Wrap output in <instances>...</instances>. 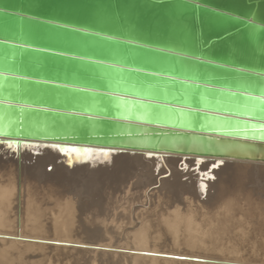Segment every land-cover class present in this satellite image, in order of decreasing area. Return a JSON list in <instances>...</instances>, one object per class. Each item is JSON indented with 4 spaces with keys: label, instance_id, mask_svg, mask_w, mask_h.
I'll list each match as a JSON object with an SVG mask.
<instances>
[{
    "label": "water",
    "instance_id": "obj_1",
    "mask_svg": "<svg viewBox=\"0 0 264 264\" xmlns=\"http://www.w3.org/2000/svg\"><path fill=\"white\" fill-rule=\"evenodd\" d=\"M1 138L264 162V0H0Z\"/></svg>",
    "mask_w": 264,
    "mask_h": 264
},
{
    "label": "rangeland",
    "instance_id": "obj_2",
    "mask_svg": "<svg viewBox=\"0 0 264 264\" xmlns=\"http://www.w3.org/2000/svg\"><path fill=\"white\" fill-rule=\"evenodd\" d=\"M0 145L7 147L4 141ZM12 146L7 151L17 186L8 208L0 210V264H264V174L251 163H244L242 171L218 174L210 169L212 162L203 161L207 165L200 163L194 170L191 157L182 162V156H175L178 162L172 168H152L132 161L93 162L84 156L68 167V159L57 150L44 155L34 152L33 145ZM27 171L33 174V195L41 206L33 213L24 208L31 196L23 186ZM68 199L76 203L71 214L59 210ZM191 206L203 208L215 227L195 246L187 243L194 235L182 228L180 236L172 235L162 225L173 208ZM137 229L154 233L153 241L148 233L152 244H140ZM144 249L153 254L140 252Z\"/></svg>",
    "mask_w": 264,
    "mask_h": 264
},
{
    "label": "bare ground",
    "instance_id": "obj_3",
    "mask_svg": "<svg viewBox=\"0 0 264 264\" xmlns=\"http://www.w3.org/2000/svg\"><path fill=\"white\" fill-rule=\"evenodd\" d=\"M0 141H3V138H1ZM10 144L11 143H7V147H10ZM24 145H33L32 150H34V152L36 151V152H39V153L44 154V155H46V154L52 155L57 150L60 155H63V156H65L68 159L67 162H64V165H66L68 167L71 166V164L73 163L74 159H78L80 157H84L85 156L84 158H87L88 160L91 159L93 162L98 160L99 162L106 161L107 163L121 164V163L126 162V161H132V162L136 163L137 165H139L141 167H145V166L151 165V167L153 168V166L157 165V166H162L164 168H166V167H171L172 168L178 162V159L175 158V156H182V162L184 161L185 158L191 157V158L194 159V161H195L194 162V168H193L194 170H196V168L203 161L210 162V163L212 162V164H211L212 167H210V169H216L218 174L220 172L223 173V172H225L227 170H232V171L239 172V171H242V170H244L246 168L244 163H251L254 166H256L255 169L258 171L259 174H264V162H260V161L237 160V159H228V158H214V157H205V156H196V155H184V154H176V153H162V152H151V151H134V150H120V152H118V150H113V151L110 150V151H106L105 152V151H99L98 149H95V148H90V150H86L83 153H78L75 150L60 151L54 144H51V143L46 142V141H35V142H31L30 144H24ZM47 145H49V146H47ZM7 147H5V145H0V210H6L8 208L9 202L12 200V198H13V196L15 194V188L17 186V182H16L17 179H16V175L14 174L15 164L13 163L12 156L10 155V152L7 151L8 150ZM12 147L14 149H17L19 147L23 148V144H20L18 146H12ZM113 152H115V154H113ZM123 153H125V154H123ZM20 155H21V153H20ZM172 155H174V156H172ZM3 157H5L6 160L2 159ZM62 161H63V159H61V162ZM232 161H234L235 164H232V165L229 166L228 163H230ZM206 162H204L202 164H205V166H206L207 165ZM237 162H243V163H237ZM190 164H192V163H189V165ZM166 170H167V172L164 173L162 176H165V175L168 174V169H166ZM198 176L201 177L203 175H201L199 173ZM32 177H33V174L30 171H27L26 173H24L23 186H24V189L27 192V194L31 195L30 198H28L25 201V204H24L25 211L33 213V211L39 210L41 208V206L38 204L37 199L33 195L34 185L32 183L33 182L32 181ZM36 194H38L37 191H36ZM173 209L172 210L170 209L171 213L169 212L170 214L163 221L164 223L162 225H163V227L167 228L168 229V233H171L172 235H176L180 231L181 228L184 229L185 232H187L186 234L189 233L191 236L194 235L193 237H189L190 235L185 237V239L189 237L188 238V242H187L188 244H194V246H195V245L201 243L202 240L206 239L205 237H209L210 236L211 230L213 228H215L214 227V223L207 219V218H209L208 214L206 213V211L203 208L202 209L201 208H192V206H191V207H185V208H182V209L176 207L174 210ZM59 210L62 211V212H65L67 214H69V213L71 214V212H74L76 210L75 199H68V200L64 201L61 205L59 204ZM163 215H165V214H163ZM158 218L156 219V222H157ZM163 218L164 217L160 218L159 220H161ZM143 224H145V223H143ZM147 224H149V223H147ZM159 224H161V223H159ZM156 225H157V223L154 226H156ZM144 226H146V225H144ZM150 227H152V226H150ZM158 227L160 228V226H158ZM146 228L149 229L148 226ZM154 229L157 230L158 228L156 229V227H155ZM139 230L137 229L138 232H139ZM145 231L144 232H142V231L139 232L138 240H139V242H141L140 244L150 242V240H149L150 236H148L149 232L146 234ZM63 232H65V231L63 230ZM157 232H159V231L157 230ZM157 232L155 231V233H157ZM182 232H184V231H182ZM70 233L71 232H69L65 236H69ZM150 233H152V232H150ZM57 234H59V233H57ZM136 234H135V236H137ZM152 234L153 235L151 236V238H152V241H153L154 233H152ZM159 234H161V233H159ZM163 234L166 235L165 233H163ZM183 234H185V233H183ZM195 234H199L198 236L200 238L197 239L195 237L196 236ZM169 236H170V234H169ZM179 236H180V234H179ZM154 237H156V236H154ZM173 237H175V236H173ZM201 237H203V238H201ZM175 238H177V237H175ZM132 239L134 241V237ZM158 239H160V237ZM178 239H179V237H178ZM136 240H137V238H136ZM180 240H181V238H180ZM135 242H137V241H135ZM155 242H157V241H155ZM67 243H70V241L67 242ZM130 243H132V242H130ZM150 243L152 244V242H150ZM103 246L104 245H102V247ZM136 251H138V250H136ZM140 252H145V253L147 252V253L153 254V252L147 251L146 249L141 250ZM154 254H156V252ZM160 254L163 255V253H160ZM164 254H166V253H164ZM168 255H167V257H168ZM102 256L103 255H101V257ZM139 256L140 255H138V257ZM156 256H158V255H156ZM174 256H177V255H174ZM164 257H165V255H164ZM145 259H147V256L145 257ZM167 260H171V259H167ZM168 262L170 263V261H168ZM151 263H153V262H151ZM160 264H161V262H160ZM195 264H196V262H195Z\"/></svg>",
    "mask_w": 264,
    "mask_h": 264
}]
</instances>
